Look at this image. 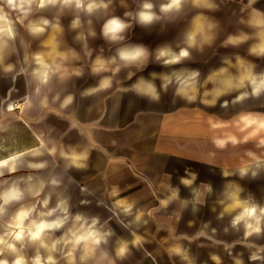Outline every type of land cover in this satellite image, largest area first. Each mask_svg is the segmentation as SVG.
I'll use <instances>...</instances> for the list:
<instances>
[{
    "label": "crops",
    "instance_id": "0c3cea01",
    "mask_svg": "<svg viewBox=\"0 0 264 264\" xmlns=\"http://www.w3.org/2000/svg\"><path fill=\"white\" fill-rule=\"evenodd\" d=\"M197 1L198 8L228 11L199 12L192 32L197 40L182 46L177 59L121 81L107 65L92 63L85 79L58 80L50 101L27 106L24 128L16 134L12 127L5 138V150L36 151V165L45 164L36 167L43 170L36 187H21L19 199L32 198L29 189L43 184L42 210H16L11 226L27 229L32 221L62 216L41 213L63 200L68 220L47 234V244L70 240L72 233L102 237L98 245L82 241L74 250L58 244L52 253L57 264H69L68 251L75 264H264V217L261 232L250 236L244 220L232 224L244 208H264V89L253 94V82L264 81V0ZM151 85L157 98L149 95ZM68 96L73 100L65 105ZM50 105L56 123L49 113L40 115ZM15 161L1 160L0 167ZM28 209L21 222L18 214Z\"/></svg>",
    "mask_w": 264,
    "mask_h": 264
},
{
    "label": "rangeland",
    "instance_id": "374dc122",
    "mask_svg": "<svg viewBox=\"0 0 264 264\" xmlns=\"http://www.w3.org/2000/svg\"><path fill=\"white\" fill-rule=\"evenodd\" d=\"M18 1L10 5L8 1L0 0V15L5 16L0 20H9L15 32L11 37L5 36V23H0V161L16 159L15 165L0 167L3 173L0 175V196L10 188L36 187L38 174L43 175V170L36 168V151L21 154L7 151L4 149L5 138L11 137L12 127L16 134L18 130L15 128H24L21 122L26 120L27 106L50 101L54 94L53 86L58 87V80L66 81L68 85L78 79L80 74L85 79L88 75L86 69L92 63L107 65L111 69L109 74L120 81L123 80L121 77L126 79L139 70L144 74L149 66L159 67L157 65L164 60H171L173 55L177 59L181 47L187 46V42L190 45L196 42L193 41L197 39L195 35L192 36V32L195 31L193 27L199 12L221 16L228 11L227 7L220 10L212 7L198 8L197 0H183L178 11L171 9L167 12H162L161 6L169 3V0H94L98 5L106 4L107 7H97L91 13L84 8H76L74 4L64 5L61 2H45L41 6V0H33L21 8L23 5L20 6ZM202 1L201 5L204 1L206 5L210 3ZM89 2L92 0H84L85 4ZM145 3L153 5L151 11L157 19L142 24L138 13L144 10ZM108 18H119L127 25L119 33L122 39L112 40L105 36L104 28ZM44 20L48 24H43ZM77 20L78 25L73 27V22ZM35 27H41L43 31L34 32ZM138 46L146 52L140 59L142 62L138 65L122 62L119 53L131 52ZM161 52H165V55L161 56ZM117 64L120 67H115ZM173 105L168 104L166 108ZM42 111L51 115V123L57 122L51 119L55 111L51 105L41 110L40 115L44 114ZM32 114L36 113H30L28 120L37 129L38 119ZM4 129H9V132ZM24 162L29 166H22ZM41 203L40 196L16 200L0 214V237L15 243L18 254L24 256L28 264L37 254V247L35 242L27 239V235L22 242L13 239L10 233L17 229L11 226V217L22 207H34L33 212L36 213V210H42ZM3 247L0 244V248ZM14 258L15 254L8 251L0 255V259L9 261Z\"/></svg>",
    "mask_w": 264,
    "mask_h": 264
},
{
    "label": "clouds",
    "instance_id": "9594fccd",
    "mask_svg": "<svg viewBox=\"0 0 264 264\" xmlns=\"http://www.w3.org/2000/svg\"><path fill=\"white\" fill-rule=\"evenodd\" d=\"M45 2L48 3H57L61 2L64 5L74 4L76 8H84L87 12L91 13L94 9L97 7H107L106 4H100L92 0V2H89L87 4L84 3V0H41V6L44 5ZM183 0H169V3L161 6L162 12H167L171 9H176L177 11L180 9L182 5ZM153 5L151 3H145L143 5V11L138 13L139 21L142 24L150 23L154 19H157L156 15L151 11ZM43 24H48L47 20L42 21ZM79 21L73 22V27L77 26ZM127 25L123 23L119 18H112L109 20L104 28V34L105 36L109 37L112 40L122 39L121 36H119V33L122 32ZM34 32H42L43 28L41 27H35L33 28ZM4 35L7 37L12 36V31L10 28L5 26L3 29ZM183 56H187V51H182L180 53ZM121 60L125 61L126 63L134 62L138 58L145 55V52L141 48H137L129 51H121L119 53ZM165 52H161V56H164ZM165 63L168 64L169 61L165 60ZM254 83L253 87V94H258L261 89H264V81H261L260 83ZM152 86V85H151ZM167 85L165 84V87ZM153 91L149 94L153 98H157V94L155 91V88L152 86ZM73 100L72 96H68L65 100V105L71 103ZM37 168H44L45 164L41 163L36 165ZM12 171H15V169H12ZM0 175H3L2 172H0ZM53 184H56L57 181L53 180ZM44 185L41 184L39 188L32 190V194L34 196H39ZM8 192H11L12 195H9ZM24 193L19 187L10 188L8 191L2 194L0 196V200L3 201L2 204H0V214H2L5 210L4 206L9 204V202L12 199L19 200L23 197ZM49 201L48 199L43 200V205L47 207ZM33 209H28L27 211H21L18 214L19 220L22 222L24 221L30 214V212ZM57 212L62 213V216H56L55 219L51 220H41L40 222L32 221L31 224L27 227V229L24 227L23 223H17L14 225L15 229L17 231H14L10 233V235L13 237L15 241L22 242L25 238V235H27V239L31 242H39V247L43 248L47 251L46 256H42L39 251H37V254L32 258L31 264H57V260L52 255L53 252L57 250V245L60 243L64 244H72L73 250L75 249V246L80 244L82 241H91L93 245H98L101 242L102 237H100L97 233L89 231L87 235H77L76 233H72V239L70 240H55L52 242L51 245L47 244L45 241L47 239V234L52 230H57L62 228L66 221L68 220V206L67 203L63 200H61L56 207L52 208L46 213H41V216H47L52 217ZM264 217V208L257 209L255 206L244 208V210L234 217L232 224L235 227L237 224L240 223V221H245V228L246 236H250L253 233H260L261 232V218ZM77 221L81 220V217L78 215L75 217ZM96 223V221H93V225ZM0 244H3L4 247L0 248V255H3L5 251L11 252L15 254V258L9 261L8 259H0V264H28V261L25 259L24 256L18 254V249L16 248L15 243H9L6 240H4L2 237H0ZM21 247H23V244L21 243ZM92 252V248L88 247L87 244H85V255H90ZM66 256L69 260V264H75V259L73 257V251H68L66 253ZM85 257L82 256L81 259H84ZM258 257L253 256L251 259H257Z\"/></svg>",
    "mask_w": 264,
    "mask_h": 264
},
{
    "label": "bare ground",
    "instance_id": "6f19581e",
    "mask_svg": "<svg viewBox=\"0 0 264 264\" xmlns=\"http://www.w3.org/2000/svg\"><path fill=\"white\" fill-rule=\"evenodd\" d=\"M6 1H8V3H10V5H13V4H16L15 2L18 1V0H6ZM32 1H33V0H19L18 2H19V5H20V6L23 5L21 8H24L26 4H28L29 2H32ZM7 22H8L9 24H6V26H7L8 28H10L11 31L15 34V32H14V30L12 29V26H11V24H10V21L7 20Z\"/></svg>",
    "mask_w": 264,
    "mask_h": 264
}]
</instances>
